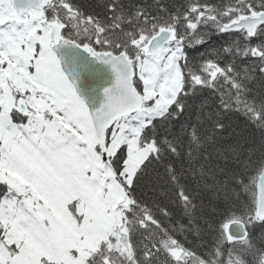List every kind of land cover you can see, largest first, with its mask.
I'll return each mask as SVG.
<instances>
[{
    "label": "snow or ice",
    "instance_id": "1",
    "mask_svg": "<svg viewBox=\"0 0 264 264\" xmlns=\"http://www.w3.org/2000/svg\"><path fill=\"white\" fill-rule=\"evenodd\" d=\"M0 264H264V0H0Z\"/></svg>",
    "mask_w": 264,
    "mask_h": 264
},
{
    "label": "trees",
    "instance_id": "2",
    "mask_svg": "<svg viewBox=\"0 0 264 264\" xmlns=\"http://www.w3.org/2000/svg\"><path fill=\"white\" fill-rule=\"evenodd\" d=\"M216 2H218V0H216Z\"/></svg>",
    "mask_w": 264,
    "mask_h": 264
}]
</instances>
